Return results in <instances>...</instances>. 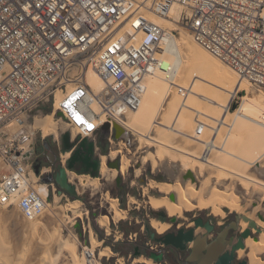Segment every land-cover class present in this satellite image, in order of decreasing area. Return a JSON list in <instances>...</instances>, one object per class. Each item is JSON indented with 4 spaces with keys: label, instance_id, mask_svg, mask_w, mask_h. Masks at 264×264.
<instances>
[{
    "label": "built area",
    "instance_id": "built-area-1",
    "mask_svg": "<svg viewBox=\"0 0 264 264\" xmlns=\"http://www.w3.org/2000/svg\"><path fill=\"white\" fill-rule=\"evenodd\" d=\"M174 6L182 8L177 27L264 93V0H0V153L8 167L0 176V206L17 207L30 222L44 217L56 197L55 176L67 170L77 147L64 149L68 131L72 142L87 141L99 157L100 139L114 145L115 125L142 106L146 77L174 75L168 58L177 30L149 17L168 19ZM89 71L104 83L99 92L88 82ZM49 103L58 134L40 131L43 141L52 137L54 164L37 153L34 138L25 140L31 114ZM13 124L23 129L16 140L3 141ZM206 128L200 121L196 135Z\"/></svg>",
    "mask_w": 264,
    "mask_h": 264
},
{
    "label": "rangeland",
    "instance_id": "rangeland-1",
    "mask_svg": "<svg viewBox=\"0 0 264 264\" xmlns=\"http://www.w3.org/2000/svg\"><path fill=\"white\" fill-rule=\"evenodd\" d=\"M149 17L152 20L154 16L149 14ZM174 24L175 26L169 29L177 30L178 41L181 40V38H184L186 35H189L190 38L192 37L188 30L182 27H176V22H174ZM182 35L184 36L182 37ZM191 40L193 41V43L195 42L193 39ZM195 44L198 47L202 48L196 42ZM203 50L207 52L205 49ZM207 53L210 55L209 52ZM219 62L222 63L221 61ZM229 69L231 68L229 67ZM197 75L199 77H204L203 70H199ZM178 85L185 86V94H178V90L174 88L175 90L173 89V92L175 96L173 94L172 97H179L183 100L187 97L189 88H187L188 85H186V82L180 83ZM249 88L251 89L249 91L250 97L257 98L263 94L250 83ZM175 91H177V94L175 93ZM179 95L183 97H180ZM238 106L239 103L233 105V115L230 114L231 116L228 117L229 123L232 121L234 112L236 111ZM197 107H194L195 112ZM209 108L207 106V110ZM201 109H203L204 112H207V110H205L206 107L204 106V104L200 108V110ZM197 110H199V108H197ZM53 114L54 106L52 105V103L43 105L40 109L34 111L31 114L29 122L26 125L27 138L25 140H28L26 145L31 143L32 138H34L36 151L39 155H43L42 157H44V154H47V151L45 149L43 141V132L40 131V128H42L41 125L48 122L47 117ZM194 115L195 113L192 114V116ZM223 116L224 115L222 113L221 118H223ZM194 117L195 120L200 119L197 116ZM201 117L202 119H204V121L207 120L206 122L209 125L213 120H216L203 114L201 115ZM209 118L212 120H210ZM215 118H217V114ZM207 123V128L209 127V129H212L210 128V126H208ZM14 125H11L7 128L8 135L2 137L3 141H6L7 138H11V140L17 139V135L20 133L23 127L17 125H15L14 127ZM226 126L227 125H225V127L223 128L224 130H221V138H224V136H226V134L228 133L229 126ZM44 134L48 135L49 133L47 134L44 131ZM66 134L72 141L70 132L68 131ZM187 134L190 135V131ZM214 135L215 134L213 133L212 136ZM182 136H184V138ZM182 136H179V138L177 139L179 140L178 143L180 144V147L183 143L181 149L183 147L188 148L187 144L192 141L193 144L191 145L189 143V145H191V147L194 146V150L195 148H197L195 152L200 151L201 155L204 152L206 153V151L204 150L205 147L199 145L197 142V145L195 146V142L192 139H190L186 135ZM73 137H76V134H73ZM185 137L186 139L188 138V140L190 139L188 143H186L187 140L185 139ZM237 137L239 143H241L239 148L246 154L245 150L249 149V147L251 146L249 143L251 142L249 139L250 137L246 132L241 133V135L239 133ZM45 140H49L51 142L50 148H53V150H55V147L52 143V137L46 136ZM219 141L218 144L223 143ZM73 142L77 143L78 146L82 143V140L77 137ZM86 143L87 147H89L87 141ZM242 144L243 146H245L243 147ZM200 146L204 151L200 149ZM191 147L188 149L193 150ZM183 149L185 150V148ZM113 152H116L117 156L112 157ZM149 154L155 156L157 160L156 166H154L151 159L145 162L143 161V158L147 157ZM177 154H180L177 156V161L169 158L168 156L162 159L158 156V149L156 145L147 146L145 144V141L140 140L139 136L126 131L125 135L118 138L115 141L114 145L112 147H109V152L107 155H102L99 157L98 155H95L93 153L96 161L100 162V174L92 175L91 173H79L77 171H72L67 167L68 180L71 173H75L77 176H89L90 179H98V185L88 186L85 192H81L77 189L78 193L76 195V199L69 196L67 192L62 191L57 186L56 197H51V199L49 200V205L47 208L48 211L46 210L47 212L42 219L35 222H30L24 219L21 211L17 207L0 206V264H90V259H87L86 256L87 252L90 250L94 251V259H98L100 264H148L149 260H152V264H186V259L189 256V253L172 252L169 249L164 248L162 245L153 242L149 238L147 232L148 226H150L152 228V231H154L157 235H163L167 232L182 228L195 229V234L197 236L206 235L208 233L206 229L196 227L195 220L198 218L209 220L213 225L216 226L217 229H221L225 227L229 223V221H232L235 217L239 216V225L236 231L233 232L237 239L240 238V236L245 231L250 229V235L247 239L251 238L252 240L254 239L257 241H261L262 237L264 236V228L259 226L256 222L255 227H252L250 224H247V227H243V223H246L244 217H253L255 220H258L259 222L261 221L262 223H260L264 225V186H261L259 184L255 185V187L258 186L257 188H255L251 184V187H247L244 183L242 184V180L240 181V178H237L235 175H228L230 178L222 179L223 177L220 178L219 175L223 173V171L216 167H213L214 169H208L210 172H208L207 170L204 173L205 175L203 176L198 170L193 171V175L196 178L194 189L196 190V194L198 196L195 194L197 198L195 197V199L193 198L192 200L194 201L196 208L190 211H185L183 216L180 218L176 217V223H172L170 221L171 217L165 209L161 208L155 210L150 206L149 200L151 197H166L164 194L153 190L145 193V188H148V185L149 183H151V181L165 183L168 185L179 183L183 186H186L188 182H191L186 180L184 177V174L187 170L182 167V161L179 157L186 156V154H183V152L180 151L176 153V155ZM104 157L105 160H103ZM116 160L120 162V166H122V164H128L127 171L124 174L121 172V167L119 170L109 167L108 163L110 161ZM103 166L106 169L105 174H103L102 172ZM218 169L221 172H218ZM231 169L233 170L234 168ZM239 169H241L240 171H242V167H240ZM247 169L249 170L247 171ZM247 169L246 171L244 169L247 176L264 182V159L261 160L257 165H255V167ZM7 170L8 167L4 161L2 154L0 153V176ZM111 170L117 171V174L113 179H111ZM226 173L230 174V172L228 171ZM119 176L122 177V183L120 186L117 184V177ZM107 177L109 180L106 179ZM207 178L209 179L206 180ZM71 184L75 185L78 188L79 182H77L75 179V181L72 180ZM39 191L43 192L47 191V189L45 186H41L39 188ZM213 193L216 195L219 194L221 196L213 195ZM226 195L229 198H226ZM224 197L226 198L225 200ZM234 198H237L238 202L240 201L239 205L241 206L242 210L231 209L226 205L227 203L236 202L234 201ZM169 199H171L170 195ZM73 201L80 202V213L78 215H82H80L79 217L66 209L67 205ZM114 201H116L115 203L119 210L127 213V217L120 221H110V224L108 226H103L100 222V220H103V217H113L112 204ZM199 202H202L204 204V207L202 209V206H200ZM219 202L222 204L220 205ZM59 207H62L64 209L61 210L59 209ZM214 208L220 209L224 213V215L215 214L213 210ZM51 211L53 213H51ZM161 212L165 213L164 218L167 220L165 222H161L171 225L170 228L162 234L158 233L151 224L152 219L160 221L159 213ZM213 237L214 234H211L208 239H213ZM247 239H244V243ZM192 246L193 244H190L189 249H192ZM135 247H139L141 251L144 252V255L136 256L134 252ZM104 249L109 250V252H107V250L105 251ZM239 251H244V256L239 257ZM239 251L236 253V262L246 260L248 264H252V257L250 255L249 247L245 245L244 249H240ZM108 253L109 255H107ZM152 253L156 255L163 254L164 259L161 262H157L151 257ZM253 257L264 264V255L260 256L255 254L253 255ZM141 260H143L144 262ZM146 260L148 263L145 262Z\"/></svg>",
    "mask_w": 264,
    "mask_h": 264
},
{
    "label": "bare ground",
    "instance_id": "bare-ground-1",
    "mask_svg": "<svg viewBox=\"0 0 264 264\" xmlns=\"http://www.w3.org/2000/svg\"><path fill=\"white\" fill-rule=\"evenodd\" d=\"M181 11V7L174 6L171 11L170 18L160 19L154 16V20L152 19V21L164 28H172L173 26H175L174 22H177V20L179 19ZM183 36L184 35H182V37ZM188 36L189 35H186L184 38H181V40H176L175 42H172L169 45L171 56L168 59L170 63L175 65V71L174 75H172V78H169L164 71H157L156 73L150 74L146 77V93L141 108L138 111L128 114L124 118H121L119 122L121 124V127L123 128V132L128 131L130 133H133L134 135L139 136L140 140L145 141V144L147 146L156 145L158 149V156L162 159L168 156L169 158L176 160L177 156L182 154L180 153L176 155V153H178L179 151L183 152V154L185 153L186 156H179L182 161V167L187 170H185V174L191 173L192 176H194L193 171L198 170L203 176L205 175L204 173L208 169L216 167L223 171V173H221L220 175L218 174L220 178L223 177L222 179L230 178L228 175H235L237 178H240V181L242 180V184L244 183L247 187H251V184L254 187L255 185L259 184L261 186H264L263 181L247 176L245 173L247 168L255 167V165H257L261 160L264 159V93L257 98L250 97L249 91L251 89L249 88V83L246 80L239 78V76L231 69H229L228 66L223 65L218 60L213 58V56H210L211 54L209 55L202 48L198 47L195 42L193 43V41L191 40L193 38H190V36ZM199 70H203L204 77H199L197 75ZM203 81L206 83H204ZM88 82L94 87L95 92H99L104 87V83L92 71L88 72ZM185 82L186 85L190 86H187V88H189L187 97L183 100L179 97H172V95L174 94L173 89L175 88V85ZM175 93L177 94V91H175ZM236 103H239V106L234 112L232 121L229 123L228 117L231 116L230 114L233 115L232 109L233 105H235ZM203 104L206 107L205 110H207V106L208 108L210 107L207 112H204L203 109L200 110ZM195 106H200L197 107L199 108V110H197L196 108V112L194 109ZM93 108L95 111H99V108L97 106H93ZM193 112L195 113L194 116H197L200 119L195 120V117L192 116V114H194ZM222 113L224 115L223 118H221ZM202 114L216 120H213L212 123L210 122L211 124L209 125L206 122L207 120L204 121L205 118L203 116L202 117L204 119H202ZM216 114L217 118H215ZM47 119L48 122L41 125L42 129L47 134H58L57 124L54 122L53 116H48ZM199 120L206 122L208 126L212 128H206L203 136L196 135V127L198 125ZM225 125L229 126V130L226 136H224V138H221L220 133L221 130L225 127ZM189 131L190 135L187 134ZM243 132H246L248 134V136L250 137L249 139L251 141L249 142L251 146L249 147V149L245 150L246 154L242 152L243 150L239 148L241 143H239L237 137L239 133L241 135V133ZM213 133L215 134L214 136H212ZM182 135H186L190 139H192L195 142V146L197 145V142L199 145L205 147L204 150L206 151V153L202 152L203 154L201 155L200 151L195 152L197 148H195L194 150V146L191 147L193 142H189L190 139L188 140V138L186 139V137L185 139L187 140V142H185H189L191 144H187L188 148L191 147L193 150L188 149L187 147H183L185 148V150L183 148L182 150L181 147L183 143L180 147V144L178 143L179 140H177L179 136ZM182 137L184 138V136ZM218 141L223 143L218 144ZM201 146L200 149H202ZM115 156H117L116 152H113L112 157ZM149 159L153 161L154 166L157 165V160L155 156H152L151 154L143 158V161L145 162ZM103 160H105V157L103 158ZM127 166L128 164H122L121 172L123 174L127 171ZM240 167H242V171H244V169L245 171H240ZM231 168L234 169L232 170ZM219 169L218 172L220 171ZM248 170L249 169H247V171ZM111 171V179H113L115 178L117 171ZM227 171L230 172V174L226 173ZM102 172L103 174L106 173V169L104 166ZM208 172L210 171L208 170ZM75 179L77 182H79L77 189L81 192H85L86 188L90 185H98V179H90L89 176H77L75 173H71L69 177V182L71 183L72 180L75 181ZM106 179L109 180L108 177ZM190 179L191 178L186 179L188 181H191L188 182V184L186 183V186H183L179 183H175L174 185H168L165 183L151 181V183H149L148 185V188H145V193H148L150 190H153L164 194L166 197H151L149 200L150 206L155 210L163 208L167 211L170 217L177 218L182 217L185 211H190L196 208V205L192 200L196 197V190L194 189L195 182ZM208 179L209 178H207L206 180ZM41 193L44 196L46 195L47 191H43ZM169 195L173 196L175 199H169ZM213 195L216 194L213 193ZM218 195L219 194H217L216 196ZM225 197L227 198L228 196L226 195ZM225 197L224 200L226 199ZM236 199L234 198V201L236 202L227 203L226 205L231 209L242 210L241 206L239 205L240 201L238 202V199ZM115 202L116 201H114L112 204L113 217L110 218L105 216L103 217L102 221L100 220L103 226H108L110 224V221H120L127 217V213L119 210ZM199 204L200 206H202V209L204 207V204L202 202H199ZM221 204L222 203H220V205ZM48 205L49 201L47 206ZM79 208V201L70 202L66 207L69 212L74 213V215L78 217L82 215H78L80 213ZM59 209L63 210L64 208L59 207ZM213 210L215 214L224 215V213L218 208H214ZM51 213L53 212L51 211ZM249 218L247 217L246 223H243V227H247V224H250L251 222H256L259 226L264 228V225L261 224V221L260 223L253 217ZM151 224L153 228L160 234L166 232L171 226L156 219H152ZM253 240L251 238L247 240V247H249L250 249L252 264H263L259 260L255 259L253 255H264V236L262 237L261 241ZM89 252L90 256H86L87 259H90V264H100L98 259H94V251L90 250ZM107 252H109V250H107ZM107 255H109V253ZM238 255L239 257H242L244 256V252L239 251ZM145 262H149L150 264H152V260H149L148 262L146 260Z\"/></svg>",
    "mask_w": 264,
    "mask_h": 264
},
{
    "label": "water",
    "instance_id": "water-1",
    "mask_svg": "<svg viewBox=\"0 0 264 264\" xmlns=\"http://www.w3.org/2000/svg\"><path fill=\"white\" fill-rule=\"evenodd\" d=\"M110 129V125L106 124L105 126H103V130L104 131H108ZM115 129H116V136L117 139L122 137L123 135L126 134V132H123V128L119 125L116 124L115 125ZM63 141V146L65 150H72L75 146L74 142H72L69 139V136L66 134L63 136L62 138ZM86 141H82V143L80 144L81 146L85 147L86 145ZM45 149L47 151V158L49 160L50 163L54 164L56 162V156L53 153V151H51V148L49 145H45ZM89 154L88 157L85 158V162L86 163H90L91 159H92V155H93V147L89 146L88 148ZM77 154L72 155L69 163H68V168L69 169H73L74 167V161L77 159ZM109 167L112 169H120V162L118 160L116 161H110L108 163ZM36 170L37 173H39V166H36ZM100 168H99V162H95V167H94V171L93 173H91L92 175H97L100 174L99 173ZM185 179L191 178L194 182L196 180L195 176H192L191 173H187L185 174ZM52 178L51 177H45L44 178V182L45 183H51ZM55 181L57 183V185L59 186V188L62 191L68 192L70 195L72 196H76L77 195V187L75 185H72L69 180H68V176H67V170L65 168H60L58 173L55 176ZM122 183V177L119 176L117 177V184L120 186ZM172 200H174L175 198L173 196H170ZM159 216L164 217L165 213L161 212L159 213ZM238 220L240 219V217H237ZM245 220H247V218L244 217ZM170 221L172 223H176L177 222V218L176 217H171ZM237 222H232L227 228H225L223 231L220 232L219 236L212 242H208V237L207 235H198L193 241V246H192V250L191 253L189 254V256L186 259V263L187 264H232L233 260L235 259V252L239 251L240 249H244L245 247V243H244V239H247L250 235V229L245 231L242 235L241 238L239 239V241L235 244V246L233 247V253L232 254H225L224 256H221L222 252L225 250V248L228 245H232L233 244V239H229L227 240V236L228 233L231 229L236 228ZM250 225L252 227H255V222H251ZM152 258L155 260H163L164 259V255L160 254L158 255H152ZM238 264H248V262L246 260L243 261H239Z\"/></svg>",
    "mask_w": 264,
    "mask_h": 264
},
{
    "label": "trees",
    "instance_id": "trees-1",
    "mask_svg": "<svg viewBox=\"0 0 264 264\" xmlns=\"http://www.w3.org/2000/svg\"><path fill=\"white\" fill-rule=\"evenodd\" d=\"M70 139V137H69ZM51 146V142L48 140L44 141V145ZM99 145L101 146V151L103 155H107L109 152V145L108 142L102 138L99 140ZM74 146H77V143L74 144ZM72 171H76V169L73 167V169H70ZM79 173H82L81 171H77ZM58 186V185H57ZM59 187V186H58ZM68 193V192H67ZM69 196L76 199L77 196H72L68 193ZM160 221H167L164 217L159 216ZM203 221H208L206 225H203ZM196 227H203L206 228L209 232L211 231V222L209 220H205L204 218H198L195 220ZM148 235L149 238L160 245H162L164 248L169 249L172 252H179V253H190L192 249H189V245L191 242L197 237L195 234V229H178L175 231L167 232L163 235H157L154 231H152V228L148 226ZM134 252L136 256L144 255V252L141 251L139 247L134 248ZM154 255V253H152ZM156 255V254H155ZM159 256V255H158ZM152 257V256H151ZM157 262H161V260H156ZM173 261V260H172ZM174 262V261H173ZM106 264V263H104ZM176 264V263H174ZM187 264V263H186ZM216 264V263H214Z\"/></svg>",
    "mask_w": 264,
    "mask_h": 264
},
{
    "label": "flooded vegetation",
    "instance_id": "flooded-vegetation-1",
    "mask_svg": "<svg viewBox=\"0 0 264 264\" xmlns=\"http://www.w3.org/2000/svg\"><path fill=\"white\" fill-rule=\"evenodd\" d=\"M83 148H84L83 146L78 145L76 147V149L74 150V152H73V155H75V154L78 155L77 156V159L74 161V164H73L74 165V168L76 169V171H81V172H84V173H93L94 167H95V162H97V161H96L95 157L92 155V159H91L90 163L89 164L86 163L85 162V158L88 157L89 151H88L87 148H85V149H83ZM51 151H53V153H54L53 148H51ZM99 164H100V162H99ZM99 168H100V165H99ZM232 222H237V225H236V228H233V229H231L229 231L228 236H227V240L233 239V244L232 245H228L225 248V250L222 252L221 256H224L225 254H232L233 253V247L235 246L236 242H238L239 239L241 238V236H240V238L237 239V237L233 234V232L236 231V229H237V227L239 225L238 218L235 217L232 221H229V223L225 227H223L221 229H217L216 226L211 223L212 228H211V231L210 232L206 228L197 227V228L206 229V231L208 232L206 234L208 238H209V236L211 234H214L213 239H208V242H212V241H214L219 236L220 232L223 231L225 228H227ZM207 223H208V221H203V225H206ZM247 240L245 241V245L246 246H247ZM191 244H193V243L191 242ZM237 252H235V255H234L235 256V259L233 260L232 264H238L239 263V262H236V253Z\"/></svg>",
    "mask_w": 264,
    "mask_h": 264
}]
</instances>
